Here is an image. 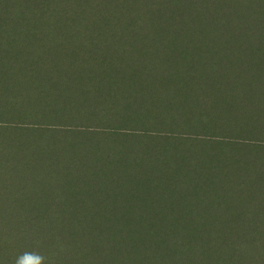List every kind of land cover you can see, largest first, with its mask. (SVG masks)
I'll use <instances>...</instances> for the list:
<instances>
[{"label": "rangeland", "instance_id": "rangeland-1", "mask_svg": "<svg viewBox=\"0 0 264 264\" xmlns=\"http://www.w3.org/2000/svg\"><path fill=\"white\" fill-rule=\"evenodd\" d=\"M151 1L0 0V264H264V0Z\"/></svg>", "mask_w": 264, "mask_h": 264}, {"label": "trees", "instance_id": "trees-1", "mask_svg": "<svg viewBox=\"0 0 264 264\" xmlns=\"http://www.w3.org/2000/svg\"><path fill=\"white\" fill-rule=\"evenodd\" d=\"M141 1H143V0H141ZM157 1L158 0H152L150 2V4H148V5H150L152 7L153 6L152 2L155 5L157 3ZM212 2H213V0L210 1V3H212ZM204 3H209V1L204 0ZM145 8H143V10H145ZM167 8L169 11L174 10V13H175V9L177 10V12L174 16L175 20H174V17L171 18L173 21H175L177 23V25L175 23V24H172L168 28L167 38L166 37L164 38V36L159 35L160 41H158L157 46H156L158 51L163 52L164 55L170 54V49L173 47V50H176V54L180 55L183 53L198 54L200 50H202V51L214 50V46H212L210 43H208L204 40L202 33L198 32L196 29L192 28V24H190V21L192 22V20H194V18L197 15L198 16H200V15L194 14L191 11V9H190L191 6H189L188 2H185L184 0H179V1L178 0H171L170 2H167ZM200 18H201V16H200ZM200 22H201V20H200ZM154 30L157 32L162 31L161 28L155 27V28H153V30H151L152 32L150 30H149V32L153 33ZM192 35L197 39V42L194 41L192 44L186 43V41H185L186 38L188 36L192 37ZM15 43H16V46H14L12 44H7V46L10 47L11 49H12V47H15V52L19 54L20 47L18 46V42H15ZM182 44H186V46L183 48ZM181 48H183V51ZM15 58H17V57L15 56ZM0 60H2L4 62V59L2 58V56H0ZM17 60H18V58H17ZM172 62H182V58H174L172 60ZM173 73L174 74L172 75L171 79L176 83L182 82V81H185V79H188L186 76V72L184 71L183 68H176V71H173ZM2 74L3 73H0V79L4 78V77H1ZM197 78H203V76H199ZM7 86L10 87L9 90L14 91L12 84L10 85V83H9ZM19 100H21V99L19 98ZM4 101H5V99H0V106L4 103ZM24 149L25 148H23V150ZM14 150H16L17 153L12 155V163H13V166L15 167L16 174H18V175L25 174V173L28 174L29 171L32 172L34 170H35V172H41V168L43 170L45 169V168H43L44 167L43 164L36 163V161H37L36 159H34L33 157L29 158V156H27L23 152L24 158L27 162L24 164L22 162V158H23L22 149L20 147H17ZM45 152H46V150L43 149L42 153L44 154ZM74 163H79V162L74 161ZM0 164H2V163H0ZM34 166H36L35 169H34ZM31 186H33V185H31ZM40 214H42V213L39 211V215ZM127 222L129 223V225L126 229L127 231L124 230V228L119 229L117 232L118 235L123 236V237L126 236V234H127V237L140 236V229H141V226L143 224H145L147 222H148V224H153L152 220H149L147 217L142 216L141 214L134 216V218L128 220ZM172 227H174V225L172 226L171 217L169 215H165L162 218L161 223L154 224V228L148 229V230H153L156 228L158 233H160V230H162L161 231L162 233L165 231L166 236L170 237V236H172L171 233L175 234L172 231ZM115 234H113V236ZM172 237H174V236H172ZM179 238H180V235H178L177 240L175 241L176 244H178L179 242H182V240Z\"/></svg>", "mask_w": 264, "mask_h": 264}, {"label": "clouds", "instance_id": "clouds-1", "mask_svg": "<svg viewBox=\"0 0 264 264\" xmlns=\"http://www.w3.org/2000/svg\"><path fill=\"white\" fill-rule=\"evenodd\" d=\"M30 259H34L36 261V264H42L43 258L40 256H34V257H29Z\"/></svg>", "mask_w": 264, "mask_h": 264}]
</instances>
